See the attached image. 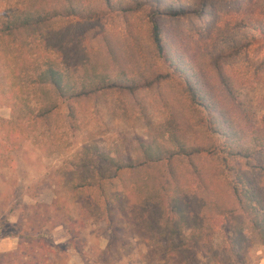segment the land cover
Here are the masks:
<instances>
[{"label":"trees","instance_id":"trees-1","mask_svg":"<svg viewBox=\"0 0 264 264\" xmlns=\"http://www.w3.org/2000/svg\"><path fill=\"white\" fill-rule=\"evenodd\" d=\"M19 1L0 16V100L12 111L0 128L46 137L62 105L73 129L78 105L114 97L144 114V96L169 105L178 124L162 141L140 142L135 158L81 156L69 192L77 222L105 220L111 231L95 264L132 255L134 236L149 248L147 264H245L264 247V116L258 123L241 98L264 74L250 55L264 24L228 16L232 32L211 36L229 0ZM179 20L187 25L168 24ZM35 207L46 218L41 234L19 235L21 263L63 264L61 247L45 254L41 241L54 207ZM60 211L68 223L71 211ZM222 227L230 236L217 248Z\"/></svg>","mask_w":264,"mask_h":264},{"label":"rangeland","instance_id":"rangeland-1","mask_svg":"<svg viewBox=\"0 0 264 264\" xmlns=\"http://www.w3.org/2000/svg\"><path fill=\"white\" fill-rule=\"evenodd\" d=\"M220 5L218 15L221 24L216 25L211 36L229 34L228 24L232 18H254L264 24V0H229ZM19 0H0V16L3 12L19 7ZM219 17V18H220ZM169 26H186L185 21H170ZM232 30V29H231ZM260 32V31H259ZM260 52L255 54L256 48ZM256 60H264V43L256 44L250 53ZM243 101L250 104L256 121L264 116V74L253 87L241 92ZM144 114L131 111L125 102L114 97L100 103L77 106V116L71 129L66 122L67 109L62 105L59 117L52 130L42 137V128L32 133L30 138L24 133L12 136L0 128V264H22L17 250L19 235H39V218H46L35 206H53L58 210L55 215L50 211V222L42 231L46 237L45 254L53 246L62 252L56 257L63 264H95L102 260V252L107 248L110 228L107 222H77V211L70 201L69 192L73 184L82 176L81 156L84 151L90 158L98 154L122 155L125 159L136 157L140 142L164 140L168 131L176 132L178 124L172 118L169 105L156 106L144 96ZM11 109L0 100V119L11 120ZM16 126L15 130H20ZM44 128V127H43ZM186 136L191 137L192 132ZM60 210H70L66 214ZM63 221L55 229L49 230L53 223ZM74 228V231H69ZM190 229H185L180 239L189 238ZM230 234L222 227L217 230L214 244L222 248ZM135 251L123 258L118 264H147L149 248L138 237H133ZM198 261L202 263L201 257ZM245 264H264V247H258L245 258Z\"/></svg>","mask_w":264,"mask_h":264}]
</instances>
